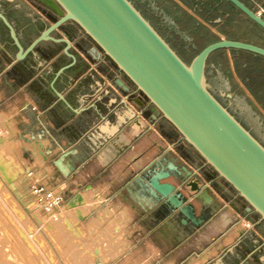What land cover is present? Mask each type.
<instances>
[{"label": "crops", "instance_id": "1", "mask_svg": "<svg viewBox=\"0 0 264 264\" xmlns=\"http://www.w3.org/2000/svg\"><path fill=\"white\" fill-rule=\"evenodd\" d=\"M175 1L188 10L181 0ZM187 1L195 8L207 5L210 12L222 13L220 2ZM243 1L254 10L259 5L264 7V0ZM2 10L28 46L38 35L30 32L25 37L29 16L22 17L3 6ZM38 27L41 30L43 24ZM0 31L9 35L1 20ZM47 45L38 44L36 54L19 62L0 41V57L4 60L0 67V115L10 112L3 109L5 101L11 105L13 96L3 100L7 88L20 98L11 110L14 118H7L8 127L14 134H23L24 143L34 146H27L32 159L22 160L23 170L49 169L39 181L63 192L67 211L69 206L80 207L84 225L92 229L100 225L103 234L113 227L110 233L116 235V247L112 249L119 255L116 264H264V220L247 210L243 198L228 193L219 176L210 172L212 168L177 130L161 115L154 116L148 100L133 86L129 93L122 92L116 78L128 82L117 75L107 59H100L103 70L85 62L63 69L71 58L61 54L62 46L53 54L47 53ZM135 126H139L138 131ZM116 144L120 146L117 149ZM110 147L113 151L107 156ZM36 151L42 162H37ZM64 152L69 174L55 164ZM162 159L161 168H167L169 160L191 170L199 168L203 183L210 184L212 201L181 189L196 216L203 219L202 224L185 221L179 210L171 209L163 200L150 199L144 186L135 181L141 166ZM164 181L180 187L175 176ZM98 200L101 204L93 208L90 203ZM100 212H104L103 217Z\"/></svg>", "mask_w": 264, "mask_h": 264}, {"label": "water", "instance_id": "2", "mask_svg": "<svg viewBox=\"0 0 264 264\" xmlns=\"http://www.w3.org/2000/svg\"><path fill=\"white\" fill-rule=\"evenodd\" d=\"M39 1L53 10L58 19L45 25L25 47L0 0V20L17 48L16 61L30 52L36 54L39 43L51 40L66 43L64 51L74 63L76 56L69 51L70 40L53 33L65 23L77 24L148 100L154 116L161 115L168 121L181 139L245 200L247 210L264 220V144L212 91L206 71L208 58L217 50H245L264 57V46L223 38L206 45L188 63L132 0ZM227 1L264 30V18L243 0ZM117 84L125 94L130 92L131 87L122 79ZM58 95L66 100L59 92ZM227 97L231 99L232 94L227 93ZM66 155L64 152L55 164L62 173L69 174L70 168L63 162ZM164 159L141 166L142 172L135 176V181L144 186L150 199L163 200L171 209L179 210L185 221L202 224L203 219L196 216L194 206L181 189H186L190 196L212 201L210 184L203 183L199 168L191 170L175 160L161 168ZM171 176L180 181V187L164 181Z\"/></svg>", "mask_w": 264, "mask_h": 264}, {"label": "rangeland", "instance_id": "3", "mask_svg": "<svg viewBox=\"0 0 264 264\" xmlns=\"http://www.w3.org/2000/svg\"><path fill=\"white\" fill-rule=\"evenodd\" d=\"M132 1L188 63L207 45L206 37L202 36L207 31L220 39H238L264 46V31L227 0H210L220 2L221 14L210 12L207 5L199 6L198 11L208 16L207 19L196 11L197 8L187 6V10L175 0ZM25 2L29 5L24 6L23 12L29 18H36L38 14L31 7L35 5L31 0H15L16 5L20 6ZM2 6L7 10L11 7L6 3H2ZM218 18L222 21H215ZM9 37L6 31H0V41L6 43L10 53L15 55L17 49ZM237 58L241 65H250L249 69L241 72L242 75L252 77L264 73V59L243 53L237 55ZM3 65L4 60L0 57V67ZM206 71L212 91L264 144V106L254 94L255 91H264V80L261 78L255 81V91L252 92L236 69L231 49L212 53ZM5 89L3 100L13 96L11 105L7 106L6 101L3 105V109L10 112L0 115V264H116L118 254L116 249H112L116 247V235L110 233L114 230L112 226L105 229V234L100 225L98 229L86 227L82 222L84 212L80 207L73 209L69 206V212L63 205L52 212L38 210L36 207L29 185L40 182L39 179L49 169L41 172L23 170L22 160L32 159V151L27 146H34L24 143L23 134H14L11 132L14 130L8 127L7 118H14L11 110L20 102V98L12 90ZM227 93L232 94L231 99ZM42 161L38 153L37 162ZM210 172L217 174L214 170ZM44 184L51 187L48 183ZM220 184L229 190V194L238 196L224 179L220 178ZM54 189L61 192L64 199L63 192ZM88 194L91 195L92 191ZM90 204L97 208L101 200ZM103 213L100 212L99 216L103 217Z\"/></svg>", "mask_w": 264, "mask_h": 264}, {"label": "flooded vegetation", "instance_id": "4", "mask_svg": "<svg viewBox=\"0 0 264 264\" xmlns=\"http://www.w3.org/2000/svg\"><path fill=\"white\" fill-rule=\"evenodd\" d=\"M31 1L35 4L34 6H31V7L37 12L38 16H36V18H29L30 21L27 23V30L25 33V37L30 32L32 33L37 32L39 34V31H40L38 27L39 24L40 25L43 24V27H44L45 25L51 24L52 22L58 19V15L53 10L49 9L44 4H42L39 0H31ZM5 3L11 6L10 10H12L13 12H16V13L20 12L22 17H28V15H26L23 12L24 8L29 5L26 2H25L26 4H23L21 6H17L15 2H10V1L3 2V4ZM31 29L33 31H31ZM78 34L80 35L79 38L77 40H74V38ZM53 35L55 37H66L70 40L71 48L69 49V51L70 53L76 56V61L73 63L72 57L64 51L66 43H57L51 40L41 42V43L48 44L47 47H45V50L47 51V53L53 54L55 51V48H57L58 46H62L61 54L71 58V61L68 64L72 63V65H70L69 67L81 65L83 62H85L87 64H90V63L95 64L94 68H98L100 70L104 69L102 61H100L101 57H103L104 59H107L112 64V66L116 69L117 75H120L121 77H123L126 80V82H128V85L130 87L132 86V84L126 79V77L120 73L116 65L104 55L102 50L96 45V43L91 38H89L87 35L84 34V32L81 30V28L77 24L73 22L65 23L59 29H57L53 33ZM24 46L27 47L25 44ZM37 46L35 48L36 52H37ZM81 52L85 55V57L81 55ZM34 54L35 53L30 52L23 60H19V62H24L26 59H28L31 55H34ZM118 78H116V85H118L117 84Z\"/></svg>", "mask_w": 264, "mask_h": 264}, {"label": "trees", "instance_id": "5", "mask_svg": "<svg viewBox=\"0 0 264 264\" xmlns=\"http://www.w3.org/2000/svg\"><path fill=\"white\" fill-rule=\"evenodd\" d=\"M183 3L186 5V6H189V7H192L194 8V4H191L189 1L187 0H182ZM177 7H180L177 5ZM180 9L182 10V8L180 7ZM183 11V10H182ZM196 11H198V8L196 9ZM200 15H202L205 19L208 18V16H206L205 14L201 13L200 11H198ZM182 13L186 14L185 11H183ZM251 20V19H250ZM252 21V20H251ZM198 23V22H197ZM252 23L254 25H256L257 27H259L261 30H263L259 25H257L255 22L252 21ZM200 24V23H198ZM199 28H201L200 26H198ZM264 31V30H263ZM202 36H205L206 39H207V45L212 43V42H215V41H218L220 40V38H218L217 36H215L214 34H212L210 31H207V32H204V34H202ZM231 38H234V37H231ZM206 46V45H205ZM204 46V47H205ZM223 51V49H220V50H217L215 52H221ZM233 55H234V62H235V65H236V69L239 71V74H240V77L242 78V80L250 87V89L252 90V92H254L255 90L253 89V83L255 81H258L259 79H263L264 80V73H260L259 76H246V75H242L243 71H246L247 69H249V64H243L241 65L238 58H237V55H239L240 53H243L245 55H248V56H255V57H259L261 59H264V57L260 56V55H256L252 52H248V51H245V50H238V49H231ZM242 72V73H241ZM256 97L258 98V100L262 103V105L264 106V99H262L261 95L263 96L264 98V91H261L260 93L256 92Z\"/></svg>", "mask_w": 264, "mask_h": 264}, {"label": "built area", "instance_id": "6", "mask_svg": "<svg viewBox=\"0 0 264 264\" xmlns=\"http://www.w3.org/2000/svg\"><path fill=\"white\" fill-rule=\"evenodd\" d=\"M255 11L264 18V7L257 6ZM31 194L34 196L36 207L46 212L57 210L63 205L64 199L61 192L40 182L29 185Z\"/></svg>", "mask_w": 264, "mask_h": 264}, {"label": "bare ground", "instance_id": "7", "mask_svg": "<svg viewBox=\"0 0 264 264\" xmlns=\"http://www.w3.org/2000/svg\"><path fill=\"white\" fill-rule=\"evenodd\" d=\"M134 129H136L137 131L139 130V126H135V128ZM125 138V137H124ZM124 140V139H123ZM122 140V141H123ZM121 141V140H120ZM120 146H118V144H116V149L117 148H119ZM115 148V147H114ZM113 151V147H110L106 152H105V154L107 155V156H111V152ZM40 208H38V210H39ZM41 210V209H40ZM49 214V213H48ZM229 217V216H228ZM224 218H227V217H225V215H224ZM224 220H227V219H224Z\"/></svg>", "mask_w": 264, "mask_h": 264}]
</instances>
